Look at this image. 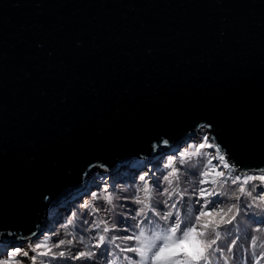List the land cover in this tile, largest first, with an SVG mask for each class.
<instances>
[{
    "label": "water",
    "instance_id": "obj_1",
    "mask_svg": "<svg viewBox=\"0 0 264 264\" xmlns=\"http://www.w3.org/2000/svg\"><path fill=\"white\" fill-rule=\"evenodd\" d=\"M204 129L264 173V0H0L3 243L42 236L97 165Z\"/></svg>",
    "mask_w": 264,
    "mask_h": 264
},
{
    "label": "trees",
    "instance_id": "obj_2",
    "mask_svg": "<svg viewBox=\"0 0 264 264\" xmlns=\"http://www.w3.org/2000/svg\"><path fill=\"white\" fill-rule=\"evenodd\" d=\"M189 138L190 136H187L182 140L183 146L190 145ZM196 139L203 141H199L196 146L205 143V147L200 149L201 154L191 155L198 147L179 151V144L169 147L165 143L162 150H157V154L154 156L165 150H168L165 153L169 155L167 158L160 159L159 162L139 157L134 160L133 165L127 163L124 166H118L114 171L97 165L88 177L84 193L74 197L68 207L50 221L42 236L35 238L32 244L28 241L30 248L27 257L22 256L15 259L20 264H33L31 260L33 256L37 257L36 264H41V262L43 264H107L113 259L117 261V264H126L120 259L125 255L138 259L135 254L122 253L116 247V245L123 246L125 243L130 244L131 242L116 239L115 243H110L106 239L99 248L95 247V244L98 243L100 235H104L106 238H122L132 235L137 221L141 219V217L133 219L136 216V211L142 207L135 203V199L144 196L142 191L144 181L136 176V172L145 168L146 176H148L147 182L151 190L150 203L156 211L163 214L171 210L173 211L172 219H175L178 210L184 224L192 223L200 211L210 213V215L201 218L202 221H212L208 230L209 238L215 236L212 227H215L216 231L220 233L217 244L213 246L214 249L218 248L219 250L214 251L210 258V264H256L257 260L259 264H264V247H261L264 245V182L254 179L247 184H241L247 175L259 176L264 173L245 175L230 165L225 168L223 165L227 161L219 159L222 154L216 149L212 139L208 135L203 137L201 135ZM209 160H211V164H209ZM216 160L219 161L218 164H216ZM172 168L178 170V179L173 180V183L169 185L164 177L171 173ZM210 169V174L207 177L204 176L203 173ZM217 171H223L224 177H217ZM94 177L96 180H92ZM237 177H239V181L232 183L233 178ZM146 179L147 177H145ZM202 181L208 182L202 183ZM212 181L216 182L212 183ZM241 186L245 187L246 192L251 191L252 195L240 193ZM200 189H205L211 195L206 194L202 198ZM106 195L112 196V204H108L103 199ZM93 196L100 198L93 200ZM170 196L171 198H169ZM86 204H91L92 207L85 208ZM173 204L176 205L175 209L171 208ZM228 209L231 211L229 212ZM148 215L152 216V213L149 212ZM154 219L158 218L154 217ZM101 221L104 223H100ZM160 223L162 224L163 221ZM97 224L99 227H95ZM105 224L115 230L104 233ZM45 240L52 248V253L56 254L55 256L51 254L39 256L37 252L31 250L36 244L43 243ZM61 240L66 243L59 248L54 247ZM69 240L72 241L71 244H67ZM253 240L256 241L255 247L252 245ZM0 242H2L1 236ZM13 243L15 242L8 241L5 246L0 244V261L10 259L11 253L6 251L8 250L7 244ZM46 250L41 248L38 251ZM61 251L65 253L63 257L58 255ZM88 251H92L96 255L90 259L75 258L80 252Z\"/></svg>",
    "mask_w": 264,
    "mask_h": 264
},
{
    "label": "snow or ice",
    "instance_id": "obj_3",
    "mask_svg": "<svg viewBox=\"0 0 264 264\" xmlns=\"http://www.w3.org/2000/svg\"><path fill=\"white\" fill-rule=\"evenodd\" d=\"M164 143H167L165 141ZM205 145L201 144L199 148H196L191 155L201 154L200 149ZM210 146V145H209ZM221 161H224L225 158L223 155L219 156ZM183 160V158H182ZM209 164H211V160H209ZM225 168H228L229 165L227 162L223 165ZM171 167V165H170ZM210 171H205L203 173L204 176H208ZM178 170L176 168H172L171 173L168 176L164 177L169 185L173 183V180L178 179ZM225 173L223 171H217V177H224ZM144 181V187L142 189L144 196L143 198L137 197L135 199V203L142 205L139 210L136 211V217H141L140 220L137 221L135 228L132 231V235L124 236V237H105L104 235H100L98 238V243L95 244V247L99 248L103 245L105 240L107 239L110 243H115L116 239H121L123 241L131 242L125 243L123 246L116 245L120 249L122 253H133L135 257L138 259H134L132 256L125 255L120 259L126 264H210V258L214 254V251H218L219 249H214L213 246L217 244V241L220 238V233L216 231L215 227H212V232L215 234L214 238H209V228L212 225V221L204 220L202 221V217L210 215V213H206L204 211H200L197 216H195L194 221L190 224H184V221L181 220L179 211L176 212L175 219L173 217V211H168L167 213L161 214L156 211L151 203H150V188L148 182L142 176L140 178ZM259 179L261 182H264V174L259 176L247 175L244 180L241 182L242 185L247 184L249 181ZM239 181V177L233 178L232 183H237ZM208 181H202V183H206ZM216 181H212L215 183ZM240 193H246L251 196L252 192L247 191L245 187L241 186L239 188ZM211 195V193H207L205 189H200V196L203 198L205 195ZM100 197L93 196L92 199L96 200ZM171 198V196L169 197ZM238 198V197H237ZM104 200L107 201L108 204H112V196L106 195L103 197ZM85 208L92 207L91 204L84 205ZM172 209L176 208V205H171ZM230 212L231 209H228ZM151 212L152 216H149L148 213ZM158 218V219H154ZM147 221V223H145ZM163 221L161 224L160 222ZM230 222V221H229ZM100 223H104L101 221ZM184 224V227H182ZM95 227H99V224L95 225ZM218 227V225H217ZM114 228H109L106 224L103 228V232L107 233L109 231H114ZM126 230V229H125ZM71 235V233H69ZM81 242H83L81 240ZM66 242L61 240L54 247L59 248L64 245ZM72 241H67V244H71ZM253 247L256 246V241H252ZM264 247V245H261ZM41 248L47 249L46 251H38ZM33 252H37L39 256H49L50 254L55 256L56 254L52 253V248L48 246L47 240L43 243H38L31 249ZM230 250V249H229ZM19 255H23L25 257L28 256V252L22 251L20 248H16L10 255L9 260L0 261V264H20L18 260L15 258ZM58 255L63 257L65 253L63 251L59 252ZM96 253L92 251L88 252H80L76 259L80 258H92ZM255 255V253H253ZM36 256L31 257L33 264H36ZM43 264V262H41ZM107 264H117L115 259L108 261ZM256 264H259V261H256Z\"/></svg>",
    "mask_w": 264,
    "mask_h": 264
},
{
    "label": "rangeland",
    "instance_id": "obj_4",
    "mask_svg": "<svg viewBox=\"0 0 264 264\" xmlns=\"http://www.w3.org/2000/svg\"><path fill=\"white\" fill-rule=\"evenodd\" d=\"M202 135V137L203 136H206V135H208L207 133H206V131H205V129L204 130H201V133L200 134H198V135H196V137L195 138H192L193 140H191V142L188 144L189 146H183V144L180 146V148H179V151H181V150H184L185 148L187 149H192V147H194V148H196V147H198L199 148V146H196V144L197 143H199V141H201V140H197L196 138L198 137V136H201ZM192 141H194V142H192ZM201 142H203V141H201ZM204 145H205V143H204ZM215 145V144H214ZM205 147V146H204ZM203 147V148H204ZM216 147V146H215ZM203 148H201V149H203ZM217 149V148H216ZM166 151H168V150H165V151H163V152H161L160 154H158V155H156V156H154V157H152V159L153 160H155L156 162H159L160 161V159H163V158H167L168 156L167 155H169L168 153H165ZM222 154V153H221ZM223 155V154H222ZM161 156V157H160ZM224 156V155H223ZM137 158H139V157H137ZM225 158V157H224ZM226 160V159H225ZM219 163V161L218 160H216V164H218ZM145 169V168H144ZM140 171V170H139ZM139 171H137L136 172V176L138 177V178H141L142 176L145 178V177H147V179H146V181L148 180V176H146V171H142V172H139ZM246 175V174H245ZM92 180H96V177H95V179H92ZM91 180V181H92ZM44 234V233H43ZM30 244H32V242H29ZM0 244H4V246H5V243H3V242H0ZM16 248H20L22 251H26V252H29V244H28V242H25V243H22L20 240H18L17 242H15V243H13V244H11V245H8L7 244V249L8 250H6L7 251V253H12ZM6 253V254H7ZM23 255H19V256H17V258H20V257H22Z\"/></svg>",
    "mask_w": 264,
    "mask_h": 264
},
{
    "label": "bare ground",
    "instance_id": "obj_5",
    "mask_svg": "<svg viewBox=\"0 0 264 264\" xmlns=\"http://www.w3.org/2000/svg\"><path fill=\"white\" fill-rule=\"evenodd\" d=\"M198 135V134H197Z\"/></svg>",
    "mask_w": 264,
    "mask_h": 264
}]
</instances>
